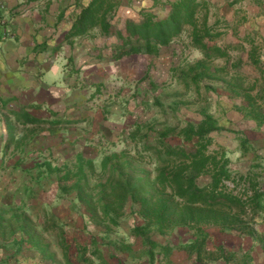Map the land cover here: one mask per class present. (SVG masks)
<instances>
[{
  "label": "trees",
  "instance_id": "trees-1",
  "mask_svg": "<svg viewBox=\"0 0 264 264\" xmlns=\"http://www.w3.org/2000/svg\"><path fill=\"white\" fill-rule=\"evenodd\" d=\"M111 6L105 0H92L81 9L74 20L69 37H80L91 29L99 28L104 38L112 37L116 42L111 53V59L116 61L133 55L158 56L162 50L172 47L174 39L179 38L189 28L191 47L201 58L187 69L178 71L175 74L176 80L186 88L194 87L198 96L202 81L217 83L204 84L205 91L212 95H204L202 104L199 103L194 109H187L189 101H173L170 104L173 113L176 114L179 110L183 115V125L179 128H172L166 122L157 125L151 116L144 122L136 118L123 132V136L136 141L139 129L147 123L148 131L141 151L151 155L153 159L152 177L144 170H141L144 173L141 175L127 172L125 179L118 182L108 179L105 184L98 185L99 190L95 195L89 191L90 173L87 169L93 171L91 160L78 158L76 165L71 168L66 165L58 167L50 162H33L32 166L39 176L45 175L44 173L51 175L53 173L50 171H54L60 196L73 192L74 201L79 203L78 210L73 206V213L79 214L78 221L70 219V216L66 218L76 221L73 229L69 227L70 222L61 215L57 218V214L53 212H43V217L52 216L54 220H58L57 238L60 240L57 245L62 250L64 264H105V261L112 262L114 259V264H126L119 255L133 252V245L128 244L126 239L117 240L110 236L111 227H119L120 219L126 214L133 217L130 237L141 240L140 256L147 264H155L156 249L162 250L159 253L163 258L167 254L168 247L157 246L155 237L165 235L172 227L180 228V235L185 236L188 233L183 240V249L196 253L198 261L209 239V233L205 230L207 227H216L222 233L250 237L260 246L264 255V233L256 228L258 224L264 223V191L257 176H241L240 180L246 182V188L243 193H235L225 184L226 181H231L235 188L239 180L231 174L229 159L223 152L209 151L213 142L212 135L227 131L225 124L211 110L223 96L218 92L219 88L226 92L228 99L240 100V104H235L234 108L243 120L254 122L257 129L264 124V53L257 52L256 47L250 48L248 61L257 76L248 81L245 76L237 74V63L230 64L229 48L217 44L221 34L208 27L205 21H198L197 13L202 7L198 0H176L169 4L166 16L144 12L140 19L128 18L122 20L119 26L107 19ZM214 60H224V64L213 66ZM229 67H234L235 70L230 73ZM152 103L163 107L157 98ZM237 129L239 127L236 126L230 130H234L233 133L238 136L239 147L244 151L252 149L248 145L246 134ZM20 140L24 141V136ZM27 149L29 147L23 151ZM1 150L0 146V153L5 155L6 151ZM111 157L115 158L116 155L104 156L101 166L115 172L120 168L132 169L130 159L124 158V163L119 164V168L111 164ZM1 163H4L3 158H0ZM42 170L44 171L39 172ZM33 180L35 181L34 178ZM23 191L24 198L21 197L20 200L14 198V193H0V243L6 241L4 215L9 213L11 222L14 223V226L10 225L8 232L14 246V258L23 253L24 245H29L31 248L25 250L27 254L24 252L27 258L34 259L32 255L37 253L44 264H56L55 258L49 254L48 246L42 245L30 233L31 220L22 211V207L28 203L35 191L32 186H23ZM84 219L93 230H88ZM98 227L103 232L99 233ZM73 231L77 232V238L69 237ZM17 233L19 236H16ZM73 249L74 260L71 258ZM217 250L224 260L230 259L222 246ZM6 255L8 257V254H4L0 260L6 259Z\"/></svg>",
  "mask_w": 264,
  "mask_h": 264
},
{
  "label": "crops",
  "instance_id": "crops-1",
  "mask_svg": "<svg viewBox=\"0 0 264 264\" xmlns=\"http://www.w3.org/2000/svg\"><path fill=\"white\" fill-rule=\"evenodd\" d=\"M91 1L0 0V146L9 147L24 136L23 146L29 150L21 155L14 152L20 162L64 167L78 158L92 160L100 141L116 140L133 122L127 119L124 126L115 127L107 116L121 120L118 109L103 102L98 93L112 74H121L114 67L117 62L111 66L105 59L104 40L112 37L104 38L99 28L69 37L74 20ZM174 1L105 0L112 5L107 19L119 26L122 20L140 19L144 12L163 17ZM198 1L202 7L197 19L221 34L218 45L228 47L229 53L244 49L249 65L252 46L264 53V46H254L257 41L264 44V0ZM244 39L249 40L248 46H241ZM237 125L262 171L259 181L264 191V124L259 129L252 121ZM256 228L264 233V223ZM228 245L233 253L244 251L241 259L246 260L237 259L236 264H264L260 246L249 238L235 237ZM235 257L226 261L201 256L198 261L196 253L183 250L167 253L164 260L169 264H231Z\"/></svg>",
  "mask_w": 264,
  "mask_h": 264
},
{
  "label": "rangeland",
  "instance_id": "rangeland-1",
  "mask_svg": "<svg viewBox=\"0 0 264 264\" xmlns=\"http://www.w3.org/2000/svg\"><path fill=\"white\" fill-rule=\"evenodd\" d=\"M188 29L189 28L182 33L180 38H177L176 41L172 42V47H169L172 48V51L175 53L172 52L171 49L162 50L158 56L133 55L115 61L111 59V53L116 42L113 41V39L110 41L107 39L104 40L105 59L112 63L111 66L117 62L118 65L116 64L117 66L114 65V67L116 72L120 71L119 73H121L118 77L116 73L112 74L108 79L109 83H106L105 86L98 92L99 95L101 94L103 96V102H109V106L118 109L121 120H117V116L114 115H109V117L107 116L108 119H111L110 122H113L115 127L119 126L121 128L124 126L122 125L124 124V120L127 119L134 121L136 118H139V120L144 122L146 118H150L152 116V121H154L157 125H162L164 124L163 122H166L167 125L172 128H179L183 125V115L179 112V110L177 111L178 113H173L171 111L170 104L173 101H189L190 103L188 104V108H181L194 109L199 103L202 104L204 95H212L211 92H206L203 86L207 83L215 85L214 83H217L216 81H202L199 90L200 96H198L194 87L190 86L189 88H186L183 83H179L176 80L177 76H175V74L177 75L178 71L187 69L190 64H193V62L201 58V55L191 47ZM248 41L249 40L244 39L243 42L245 45L241 46H248ZM229 46L237 45L232 44ZM254 46H264V44L262 41H257ZM230 56V64L232 65V63H237V65H239L236 68L237 74L245 76L248 81L253 80V78L257 76V73L253 70V68L247 64V53L244 49L235 51L230 50ZM223 64L224 60L212 61L213 66H221ZM229 69L230 73L235 70L234 67H229ZM218 92L223 96L221 97V101L215 106V108L212 107L211 110L214 115L225 124L227 131L212 135L213 142L209 146V151L219 153L223 152V154L229 159V169L231 170V174L234 178L239 180L235 188L234 183L231 181H226L225 184L229 189H233L235 193L240 194L243 193V190L246 188L245 185H247L245 181L240 180V177L245 176L246 174H254L257 176L256 178L259 181V178H262V171L255 163V156L252 153V149H248V151L241 149L239 147L240 141L238 136L233 133L234 130H230L238 126L237 124H244L245 122V120L242 119L241 115H239L234 108L235 104H240V100L236 98L228 99L226 92H224L221 88H219ZM156 98L163 107L152 103L153 100H156ZM193 101H195V104H193ZM143 103H146V105ZM230 122L232 123L229 125ZM146 124H143L139 129L136 141L126 138L121 132L117 136L116 140H105V142L100 141L101 145L96 146L95 158H92L91 160L93 162V171H89V169H87L90 173L89 191H92L93 194L96 195V191L99 190L97 188L98 185L105 184L108 179H111L113 182L125 179L126 174H128L127 172L130 174L134 173L136 175H141L144 174L141 170H144L146 173L150 174L151 177L154 176V164L151 155L141 151V146L144 145L146 140V137L144 138V136L148 131L146 129ZM95 136L96 138H100L98 134ZM250 137H252V134ZM252 138L250 139L252 140ZM19 140L20 139L12 141V145L9 147H2L1 152L6 151V154L2 155V153H0V158L4 159V163L0 164V193L4 192L7 195L8 193H14V198L20 200L21 197L24 198L23 186L33 187L35 191L34 195H32L28 203L22 207L24 214L31 220L32 227L29 228L30 233L42 245L48 246L49 254L51 253L55 258L56 264H64L61 254L62 250L57 245L60 240L57 238L59 235L58 220H54L52 216L43 217V212H47L49 214L53 212L55 215L57 214V218H59L58 215H61L65 220H68L66 218H69L68 216H70V219H76L78 221L77 218L79 214L73 213V206H76L78 210L80 208L79 203L77 200H75L77 203L74 201L73 192H70V194L65 196H60L55 175H53L54 171H50L53 173L51 175L44 173L45 175L39 176L38 171L32 166L33 162L19 163V158L17 156L15 157L14 152L21 155L25 149L23 146L25 144V140L23 143ZM18 143L22 144L17 146ZM248 145L251 146L250 143ZM111 154L116 155L115 158H110L111 164L117 165L119 168V164L122 162L124 163V158L130 159L132 169L129 170H132L133 172L124 168H120L119 171L115 172L110 170V168L102 167V158L104 156H110ZM52 164L57 166V163ZM64 165L71 168L76 165V162H67ZM260 168L262 167L260 166ZM43 171L44 170L39 172ZM121 175H123V177H121ZM31 177H33L36 182ZM4 217L6 219L4 222V231H7L5 232V243H0L4 244L3 247H0V257L4 254H8V257L6 255V259L4 258L0 260V264H44L43 261H40L37 253L32 255L34 259L29 257L27 258L24 255L25 250L31 248L29 245H24L23 253L18 254L16 258H14V246L12 245V239L8 234L10 231V225L14 226V223L11 222V214L6 213ZM74 220H68V222H70L69 227L71 229H73L76 225V221ZM120 221L121 223L119 227H111L110 236L117 240L126 239L128 244L133 245L134 251L128 253L127 255L126 253H122L119 257H121L124 262L126 261V264H147L144 258L140 256V245L142 246L141 240H135L130 237L131 233L129 232L134 223L133 217L126 214L122 216ZM84 224L87 225L88 230H93V227L86 219H84ZM17 226L19 225L17 224ZM205 230L209 233V239L207 241V248L202 252L203 260L208 258H211V260H224L221 253L217 250L219 246H222L225 249L226 256H236L231 264H236L237 259H240L241 261L246 260L241 259L244 256L243 250L239 249L233 253V249L228 245L229 243H232V240L235 237H240L236 233H222L216 227H207ZM98 231L101 233L103 232V229L98 227ZM179 231L180 228L172 227L167 230L165 235L156 236L155 242L157 246H167V253H172L173 251L181 253V251L184 250L183 240H185L188 233L183 236L180 235ZM75 233L77 234L76 231L71 232L69 237L77 238ZM16 236H19L18 233ZM246 238L252 240L250 237L246 236ZM252 242L255 243L254 240H252ZM159 250L162 251L161 249ZM159 250H155V262L159 264H167L163 255L159 253ZM25 253L27 254V252ZM165 255L166 254H164V256ZM71 258L72 260L75 259L74 249L71 252ZM115 262L116 260L114 259L112 262L105 261V264H114ZM94 264H98V262H95Z\"/></svg>",
  "mask_w": 264,
  "mask_h": 264
}]
</instances>
